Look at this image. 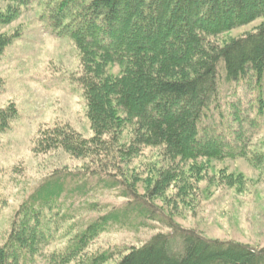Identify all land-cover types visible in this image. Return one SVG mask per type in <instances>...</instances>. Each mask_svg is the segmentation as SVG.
Masks as SVG:
<instances>
[{"label":"trees","instance_id":"trees-1","mask_svg":"<svg viewBox=\"0 0 264 264\" xmlns=\"http://www.w3.org/2000/svg\"><path fill=\"white\" fill-rule=\"evenodd\" d=\"M6 1L17 6L34 0ZM15 6L0 11V29L13 19ZM46 12L47 26L56 35L71 37L81 52L79 81L94 136L86 139L67 125H55L39 131L36 151L63 148L77 157L92 154L103 171L110 168L102 176L113 184L120 182L124 162L143 147H161L162 161L169 164L149 184L150 196H161L181 181L186 166L246 156L250 137L264 125V22L222 45L210 38L264 17V0H60ZM12 38L0 34V55ZM111 63L121 73L107 71ZM221 70L233 89L257 90L250 105L242 97L222 103ZM15 115L14 105L0 110V132L8 130ZM243 121L249 122L247 127ZM129 125L128 141L123 130ZM71 174H52L21 205L0 247V264L32 261L54 239L58 220L50 210ZM177 192L184 197L187 186ZM149 209L132 201L113 208L70 237L61 252L49 254L50 264L104 263L112 252L78 257L110 224ZM115 264H264V247L180 229L130 248Z\"/></svg>","mask_w":264,"mask_h":264},{"label":"rangeland","instance_id":"rangeland-1","mask_svg":"<svg viewBox=\"0 0 264 264\" xmlns=\"http://www.w3.org/2000/svg\"><path fill=\"white\" fill-rule=\"evenodd\" d=\"M59 1L34 0L15 6L0 0L2 12L17 7L13 19L0 29V34L13 37L0 55V110L12 105L16 108L8 130L0 132V247L7 241L21 205L47 178L61 172L72 174L50 210L53 220H58L52 229L54 239L24 264H50L49 254L61 252L70 237L130 201L144 204L151 212H132L110 224L78 259L112 252L102 264H115L130 248L144 245L157 234L180 229L208 239L264 247V125L250 137L246 156L186 166L181 181L173 182L161 196L148 193L169 164L168 159L162 161L161 147H143L124 162L120 182L113 184L102 176L110 168L103 171L92 154L77 157L63 148L36 151L39 131L55 125H67L86 139L94 136L79 81L84 71L81 52L71 37L56 35L44 19L47 8ZM263 22L264 17L257 18L210 40L222 45L256 31ZM106 70L121 73V68L112 63ZM220 75L224 76L223 70ZM223 76L219 85L222 103L242 97L250 105L248 101L257 90L233 89ZM248 123L243 121V127ZM123 132L126 140L132 133L130 125ZM243 133L247 134L245 128ZM194 168L197 174L192 172ZM183 185L188 192L180 197L177 191Z\"/></svg>","mask_w":264,"mask_h":264}]
</instances>
